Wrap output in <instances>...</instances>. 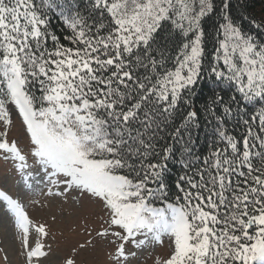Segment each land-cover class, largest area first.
Here are the masks:
<instances>
[{
  "label": "snow or ice",
  "instance_id": "6c2138e0",
  "mask_svg": "<svg viewBox=\"0 0 264 264\" xmlns=\"http://www.w3.org/2000/svg\"><path fill=\"white\" fill-rule=\"evenodd\" d=\"M250 6L0 0V220L23 264H77L97 243L108 264L149 247L164 249L153 264H264V19ZM40 184L99 207L55 262L24 200Z\"/></svg>",
  "mask_w": 264,
  "mask_h": 264
},
{
  "label": "rangeland",
  "instance_id": "374dc122",
  "mask_svg": "<svg viewBox=\"0 0 264 264\" xmlns=\"http://www.w3.org/2000/svg\"><path fill=\"white\" fill-rule=\"evenodd\" d=\"M17 126L13 134H16ZM23 141L22 144H26ZM7 172L12 175L10 165L0 161V174ZM54 197L47 195V187L44 184L37 185L33 192L27 193L24 200L27 204L31 219L36 222L47 224L50 237L49 242L53 247V259L67 256L71 249L79 243L89 239L85 234V227L94 228L97 226L96 216L99 214V207L88 205L81 208L74 203L73 196ZM55 217V219H53ZM0 264H23V257L19 254V241L13 237V229L7 220H0ZM164 251L157 248L155 251L149 247L139 254V259L132 261V264H153V258ZM7 254L9 259L5 261L4 255ZM77 264H108L106 249L99 243L95 248H88L80 251L76 257ZM58 264V262H57Z\"/></svg>",
  "mask_w": 264,
  "mask_h": 264
},
{
  "label": "trees",
  "instance_id": "16d2710c",
  "mask_svg": "<svg viewBox=\"0 0 264 264\" xmlns=\"http://www.w3.org/2000/svg\"><path fill=\"white\" fill-rule=\"evenodd\" d=\"M249 3L251 6L248 8V14L257 20L264 19V0H249ZM205 95H207V91H205ZM201 103H203V99L197 101L198 105Z\"/></svg>",
  "mask_w": 264,
  "mask_h": 264
}]
</instances>
